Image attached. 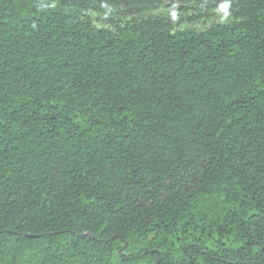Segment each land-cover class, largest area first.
<instances>
[{
	"label": "trees",
	"instance_id": "trees-1",
	"mask_svg": "<svg viewBox=\"0 0 264 264\" xmlns=\"http://www.w3.org/2000/svg\"><path fill=\"white\" fill-rule=\"evenodd\" d=\"M0 264H264V0H0Z\"/></svg>",
	"mask_w": 264,
	"mask_h": 264
},
{
	"label": "rangeland",
	"instance_id": "rangeland-1",
	"mask_svg": "<svg viewBox=\"0 0 264 264\" xmlns=\"http://www.w3.org/2000/svg\"><path fill=\"white\" fill-rule=\"evenodd\" d=\"M173 5L164 6L155 11V13H162L165 15L174 14L176 11L173 9ZM233 18V10L232 5L224 6L222 8L216 9L214 15H212L209 19H206L205 22L202 20L198 21L194 25L197 28L209 27L212 23L219 21H231ZM104 23V22H103ZM186 24V23H185ZM189 26V23H187ZM118 257H116V260Z\"/></svg>",
	"mask_w": 264,
	"mask_h": 264
}]
</instances>
